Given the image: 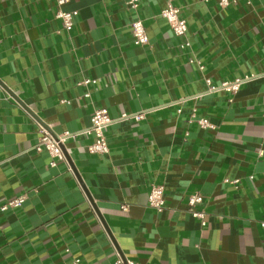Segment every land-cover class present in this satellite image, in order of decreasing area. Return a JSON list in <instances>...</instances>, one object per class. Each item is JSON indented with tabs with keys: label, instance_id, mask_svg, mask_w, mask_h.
I'll list each match as a JSON object with an SVG mask.
<instances>
[{
	"label": "crops",
	"instance_id": "1",
	"mask_svg": "<svg viewBox=\"0 0 264 264\" xmlns=\"http://www.w3.org/2000/svg\"><path fill=\"white\" fill-rule=\"evenodd\" d=\"M167 4L69 0L68 32L57 0H0V208L26 197L0 211V264H114L116 251L137 264H264V0H175L186 40L160 16ZM235 82L236 94L223 88ZM103 109L110 153L91 155ZM40 126L67 137L66 163L50 169L36 152Z\"/></svg>",
	"mask_w": 264,
	"mask_h": 264
},
{
	"label": "built area",
	"instance_id": "2",
	"mask_svg": "<svg viewBox=\"0 0 264 264\" xmlns=\"http://www.w3.org/2000/svg\"><path fill=\"white\" fill-rule=\"evenodd\" d=\"M126 5L132 11H137L139 9L140 0H125ZM175 0H167L168 4L166 8L161 12L160 16L167 21L174 35L178 38L186 40L188 33V24L186 19L182 16L181 8L177 7L174 4ZM232 0H219V4L222 8H227L231 4ZM69 3V0H57L58 11L56 13V18L63 22L64 29L68 32L72 31L74 28V18L76 13L74 12H65L63 7ZM132 35L134 37V43L136 46L145 47L149 44V36L144 24V21L137 19L131 25ZM182 48L190 47L189 42L184 41L181 45ZM195 60H191V63H194ZM91 83L87 81L86 84ZM239 82L232 84H227L223 88L232 94H236L239 91ZM218 88L211 87V91H216ZM114 120L109 116L107 110H96L91 118V128L88 130L87 134L93 136V142L87 147L88 153L91 155L107 156L110 153L109 145L105 137L104 129L113 123ZM199 124L202 127H210L209 123L206 120H200ZM67 141V137H60L55 139L50 132L40 126L39 135L37 138V144L35 145V150L38 153L47 152L51 158L49 164L50 169H54L58 166V163H66V157L63 151V147ZM262 155V153L260 154ZM68 170L69 169V166ZM226 183H231L227 181ZM233 184H236L234 182ZM26 203V197H20L14 200H11L4 204L1 208V212H7L9 210H16L22 208ZM205 203V198L201 194L191 195L188 199L189 212L193 218L200 220L203 226H206V217L207 213L203 208ZM166 200H165V187L163 185H155L152 187L151 192L148 197V207L157 213H163L166 209ZM124 210H127L126 207H123ZM264 228V223H262ZM116 261L114 264H137L132 261H125L121 255L116 251ZM74 264H82L81 260H75Z\"/></svg>",
	"mask_w": 264,
	"mask_h": 264
}]
</instances>
